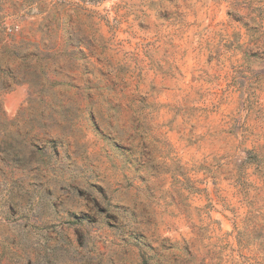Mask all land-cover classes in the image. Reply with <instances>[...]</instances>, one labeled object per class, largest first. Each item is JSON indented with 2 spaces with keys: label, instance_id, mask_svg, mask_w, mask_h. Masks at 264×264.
<instances>
[{
  "label": "rangeland",
  "instance_id": "374dc122",
  "mask_svg": "<svg viewBox=\"0 0 264 264\" xmlns=\"http://www.w3.org/2000/svg\"><path fill=\"white\" fill-rule=\"evenodd\" d=\"M0 264H264V0H0Z\"/></svg>",
  "mask_w": 264,
  "mask_h": 264
}]
</instances>
